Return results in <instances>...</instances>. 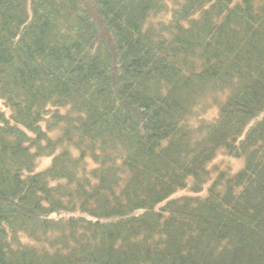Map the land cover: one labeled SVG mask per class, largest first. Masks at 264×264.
<instances>
[{"label": "trees", "instance_id": "obj_1", "mask_svg": "<svg viewBox=\"0 0 264 264\" xmlns=\"http://www.w3.org/2000/svg\"><path fill=\"white\" fill-rule=\"evenodd\" d=\"M0 264H264V0H0Z\"/></svg>", "mask_w": 264, "mask_h": 264}, {"label": "rangeland", "instance_id": "obj_2", "mask_svg": "<svg viewBox=\"0 0 264 264\" xmlns=\"http://www.w3.org/2000/svg\"><path fill=\"white\" fill-rule=\"evenodd\" d=\"M215 113H216V111L210 112V113H208L207 116H209L211 114H215ZM215 163L220 164V165H230L235 170H237L240 167V165H241V161L240 160L233 159V158H230L228 156H219L214 161V164ZM39 164H40V168H45V167H47L50 164V159L43 157L40 160Z\"/></svg>", "mask_w": 264, "mask_h": 264}]
</instances>
